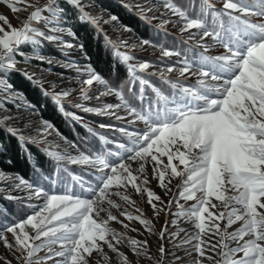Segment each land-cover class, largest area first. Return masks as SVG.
<instances>
[{
  "label": "snow or ice",
  "instance_id": "6c2138e0",
  "mask_svg": "<svg viewBox=\"0 0 264 264\" xmlns=\"http://www.w3.org/2000/svg\"><path fill=\"white\" fill-rule=\"evenodd\" d=\"M18 2L24 7L11 5V11L20 12L27 8L33 10L20 28L12 26L6 16L0 15V21L8 28L5 30V27H0V75L16 71V56L25 55L21 47L23 45L37 47L44 41H57L66 47H74L62 39L61 34L65 32L73 36L75 34L62 23L64 9L58 6L59 0H46L42 6L39 0ZM66 2L77 9L81 21L99 27L100 21L87 11L89 6L82 0ZM165 7L183 20L182 32L197 29L201 41L205 37H211L226 52L210 57L193 48V59L185 58L178 63L183 65L179 68L181 75L198 74L197 85L184 87L173 83L172 94L164 96L157 92L155 103L147 100L143 91L149 82L140 79L141 90L137 99L148 106H142L139 111L93 69L75 68L78 74L85 76L81 80L80 89L83 99H90L83 85L91 87L94 82L105 85V90L98 93L97 98L101 95H117L130 115L145 122L147 130L135 134L132 147L120 145L124 154L118 155L113 161L102 160L99 156L95 160L88 156L74 160L65 153L71 163H86L93 168L96 165L103 166L102 169H97V187L92 188L90 183L87 185L91 189L90 195L96 197L95 200L82 199L67 191L49 195L22 178L9 177L17 188L23 186L31 190L29 198L44 201L38 209H33V214L0 230V242L20 264H47V261H52L53 264H90L94 252L100 256L96 264H108L109 256L103 250L104 244L116 253L123 264H128L127 257L116 247L124 239L123 235L108 227V221L117 220V217L108 212L107 220L101 219L100 213L106 210L100 206V201L107 199L108 204L113 205L109 197L115 194L121 195L126 202L135 204L127 195L111 193L114 185L118 188L131 185L138 193H147L149 204L158 214L162 209L157 208L153 200L159 202L161 197L145 187L147 177L143 181L139 180V175L145 173L144 165L149 158L153 163V178L159 181L160 187L170 190L165 183L167 173H170V177H182L183 182L178 186L182 189L180 197L185 201H197L187 209L180 205V211L174 213L190 220L198 230L177 246L191 245L192 250L203 258L194 260V264H204V260L212 261L213 264H264V23L248 19L250 16L264 17V0H228L224 8L231 11L204 10L192 17L168 0ZM151 10V7H147L142 8L141 12ZM232 12H239L240 15H233ZM225 16L227 19H224ZM109 19L117 18L112 16ZM33 22L42 24L43 27L33 26ZM170 54L172 52H164L166 56ZM37 58L41 63H52L43 56ZM122 59L132 61L134 57L125 54ZM149 66L147 62L129 66L132 74L130 91L139 79L135 75L136 71L146 70ZM67 67H72V64ZM173 70L174 67L167 68L169 72ZM71 91L70 88L64 89L57 97H68ZM213 94L216 98H212ZM12 102L16 103L15 100ZM0 103H7V96ZM120 107L121 105L105 104L101 108L84 110L115 115V110ZM122 118L117 116V119ZM0 119L6 122L12 117L3 116ZM51 127L49 124L38 131L43 136ZM125 134L128 135L126 131ZM108 155L112 156L113 153L109 152ZM164 156L167 157V163L161 159ZM173 160L184 165L183 170H178L179 165L174 164ZM127 161L140 162L139 167L133 169ZM2 176L0 173V178ZM81 183H84L83 178ZM213 198L220 203H214ZM172 203L173 201H168L169 206ZM121 215L128 220H138L146 230H151V221L142 215L133 217L126 211ZM222 221L225 222L223 227L220 223ZM238 221L242 222L241 226L229 232L228 229ZM171 223L175 224L176 221ZM29 226L32 234L28 230ZM124 227L127 228L128 225L125 224ZM165 231L167 226L161 232V239L164 238ZM5 233H11V241ZM172 235L177 236L179 233ZM192 241L196 243L193 244ZM233 242L236 245L234 247L231 246ZM129 243L136 255L146 254L147 241L130 239ZM41 251L45 254L38 256ZM164 251L161 245L159 252L163 255ZM209 252L220 258L215 259L213 255H208ZM237 253H243L242 257L237 259ZM57 257L61 259H56ZM0 259L4 260V264H12L6 257ZM176 259L179 260L180 257L177 256ZM156 264H162V260H157Z\"/></svg>",
  "mask_w": 264,
  "mask_h": 264
},
{
  "label": "rangeland",
  "instance_id": "374dc122",
  "mask_svg": "<svg viewBox=\"0 0 264 264\" xmlns=\"http://www.w3.org/2000/svg\"><path fill=\"white\" fill-rule=\"evenodd\" d=\"M62 1L66 0H59V7H61L60 3ZM119 1L128 6L132 11L138 13L142 19H145L155 29L163 31V33L168 34L167 36L169 37H174L179 42V44L183 45V47L180 49H176L167 47L165 48L163 46L160 47L156 43L150 41V43L145 44L143 43L144 41L139 39V37L134 32L122 26L117 20H110L109 17L112 16L95 5L93 1L82 0L84 4L89 6L87 11L96 16L100 21L99 28L108 38L110 44L116 48L117 53L122 55V57L125 54L134 57L132 61H125L128 66L131 64H139L141 62H147L150 65L142 72H145L152 77L157 76V79H159V84L149 83L144 87L143 91L147 100H150L153 103H155L157 100V92L164 96H170L173 92V83H179L184 87L197 85L199 79L198 74L193 75L184 73L181 75L179 68H181L183 65L178 63L185 58L190 60L193 59L195 56V53L192 51L193 48H195L198 52H203L205 55L210 57L222 55L226 52V49L222 45L216 43L211 37H205L201 41L197 29H191L189 31L182 32L181 29L184 22L178 14H174L170 8L165 7L166 0ZM211 1L212 8L208 6L210 11H231L225 10L224 8V5L226 2H228V0ZM45 2L46 0H39V4L41 6ZM168 2L171 3L169 0ZM235 2H238V0H235ZM11 5L22 8L24 7V5L20 4L18 0H0V15L6 16L12 26L20 28L22 26V22L30 15L33 9L27 8L24 11L13 12L11 11ZM147 7H151L152 10L142 13L141 9ZM232 14L240 15L239 12H232ZM189 17L192 16L190 15ZM210 19L211 17H209V21ZM224 19H227V17L225 16ZM248 19L252 20L253 22L264 23V17L250 16ZM104 21H107V23ZM165 21H167V23H165ZM62 23L66 28H70L68 26V20L64 11L62 14ZM33 26L43 27L42 24H36L35 22H33ZM0 27H5V30H8L3 21H0ZM61 35L63 41L74 45V47H66L57 41H44L42 45L37 47H34L31 44L23 45L21 47L25 55L23 57L19 55L16 56V71L21 72L25 77L38 85L45 94L50 95L57 103H68L70 106L81 111L82 113L91 114L105 119H111L114 123L110 124L109 127H100V125H95V122L87 121L85 119H82V122L89 127L102 128L105 130L107 129L118 132L123 135L122 138L113 141L111 143L112 146L109 147L110 149H107L106 151H95L94 153L89 154L81 151L75 146V144L59 134L50 123L43 120L39 111L32 104L28 103L20 93L13 89L7 80V72L0 75V100H3L5 96H7V103H0V117L10 116L12 119H9L6 122L3 119H0V121L6 125L9 130H12L14 133H16V136L19 138L22 137L20 139L38 145L48 156V158L56 165H63L72 170L83 171V173L76 172L75 174H72V177L69 176V179H71L75 189L71 186H67L66 184L65 187L60 188L59 184L55 185L56 183L44 185L46 187L41 186V184L37 182L27 183L33 184L36 187L43 189L44 192L48 193L49 195H59L67 191L69 193H74L76 196H79L82 199L91 198L95 200L96 197L90 195L91 189L88 188L87 185L90 183L92 188L97 187V177L99 175L97 169H102L103 166L96 165V167L93 168L92 165L86 163H71L65 157V153L69 154L74 160H79L81 156H88L89 159L95 160L96 156H99L102 160L113 161L117 159L118 155L124 154L123 149L120 148V145H123L125 148L132 147V141L135 134L145 132L147 130V126L143 120L136 118L135 115L129 114L128 110L123 107L122 101L117 95H101L99 98H97L98 93L105 90V85H102L98 82H94L91 87L83 85V87L87 89V94L90 97L88 100L83 99L80 89L81 80L84 79L85 76L83 74H78L75 71V68L80 67L81 69H85L90 67L87 63V57L80 47L81 45L77 42L75 35L73 36L67 32ZM200 45L204 46L202 47ZM165 51L172 52V54L166 56L164 55ZM175 53H179V55H176ZM38 56H43L46 60H51L52 63H41V61L37 58ZM150 57L161 60V63H153L150 60ZM68 64H72V67H67ZM168 67H174V70L169 72L167 71ZM137 71L140 70L138 69ZM26 73L28 75H26ZM30 75L31 78H29ZM140 79L143 78L140 77L139 80ZM68 88L72 90L68 97H57V94ZM140 90L141 86L138 92L132 93V100L130 98L127 99L126 94L120 92L124 100L135 106L138 111L142 106L145 108L148 106L147 103H142L137 99L138 95L140 94ZM212 98H216L214 94ZM13 100L16 101L15 104L12 102ZM105 104L121 105V107L115 110V115L103 114L98 111L84 110L85 108H101ZM77 105L80 106L77 107ZM117 116L123 118L117 119ZM49 124L52 127L48 129L42 136L38 129L45 128L46 125ZM122 129L125 130L128 135L125 134V131H121ZM181 151H183L182 148ZM109 152L113 153V155L109 156ZM58 157L65 158L58 159ZM161 159L167 163L166 156L161 157ZM127 162L131 163L133 169H137L140 163L132 161ZM173 163L179 165L178 160H173ZM144 166L145 173L143 175L137 174L139 175V180L143 181V179L147 177L148 183L145 185V187L152 190L156 195L161 197V201L158 202L153 200V202L157 204V208L162 210L159 211L158 214L154 212L153 208L148 202L146 192L142 191L138 193L131 185H129L127 188H118L115 185L112 186L111 193L119 192L123 195H127L131 201H135V204H130L122 199L121 195L115 194H112L109 197L113 201V205L108 204L107 199L100 201V206L106 210L105 212L100 213V218L107 220L108 212L116 216L117 220L108 221V227L114 232L122 234L124 237V239L119 244H116V247L127 257L128 264H156L157 260H162V264H194V260L203 259L198 256L197 252L192 250L191 245L177 247L181 244L182 240L187 238V236H190L198 231L190 220L183 216L174 215V213L180 211V205L187 209L197 203L196 200L185 201L182 197H180L179 193L182 189L178 186L182 184L183 178L170 177V173H167L165 183L168 184V189L170 190H166L165 188L160 187L159 181L157 179L153 178V163L150 161V158ZM183 168L184 165H179L178 170H183ZM0 173L3 174L2 178H0V197L10 202L22 205L20 206V215L13 216L10 220L1 219L0 230H3L7 225L14 224L15 222L25 218L26 215L33 214V209H38L39 206L44 203V201L35 197L29 198V192L31 190L23 186L17 188L13 180H9V177L16 178L19 176L5 173L1 170ZM169 177L170 183L168 182ZM81 178H83L84 183H81ZM57 186L59 189H56ZM197 195L199 196V193H197ZM168 201H173L171 206L168 205ZM213 202L217 204L220 203L219 201H215L214 198ZM114 205H119V207ZM125 211L130 212L133 217L142 215L144 218L150 220L151 230H146L145 226L142 225L138 220H128L125 216L121 215V213ZM173 220L176 221L175 224L171 223ZM121 221L123 223H121ZM220 223L221 227H223L225 222L222 221ZM241 223L242 222L240 221L236 222L228 229V231H235L241 226ZM125 224L128 225L127 228L124 227ZM166 226L167 231L164 232V238L161 239V232L164 231ZM180 229H184V231H180ZM28 230L30 231V234H32L30 226ZM173 233H179V235L173 236ZM5 234L11 241V233ZM109 238L111 239V237ZM208 238L209 237H204V239ZM130 239L137 241H147L146 254L136 255L129 243ZM245 239H247V237H245ZM37 243H39V241H37ZM113 243H115V241H113ZM192 243L195 244L196 241H192ZM161 245H163L165 249L163 255L159 252V247ZM231 246H236L235 242H233ZM55 247L58 248V246ZM103 250L109 256L108 264H123L116 253L108 249L106 244L103 245ZM44 254L45 252L41 251L37 255L43 256ZM208 255H213L215 259L220 258L211 252H209ZM242 255L243 253H237L236 258L239 259L242 257ZM177 256L180 257L179 260L176 259ZM0 257H6L8 260L12 261V264H20V261L13 257L12 252L7 250L2 242H0ZM56 259L61 258L57 257ZM98 259H100L99 254L94 252L92 258H90V264H96V260ZM0 264H4V260L0 259ZM47 264H53V262L47 261ZM101 264H103V262H101ZM204 264H213V262L204 260Z\"/></svg>",
  "mask_w": 264,
  "mask_h": 264
},
{
  "label": "trees",
  "instance_id": "16d2710c",
  "mask_svg": "<svg viewBox=\"0 0 264 264\" xmlns=\"http://www.w3.org/2000/svg\"><path fill=\"white\" fill-rule=\"evenodd\" d=\"M91 1L111 16H115L122 26L134 32L139 39L156 43L165 48L180 49L183 47L174 37H169L163 31L155 29L138 13L119 0ZM169 1L189 16L209 10L203 0ZM60 6L64 9L68 26L75 34L77 42L83 46L82 50L87 57L88 65L102 79L106 80L109 86L126 94L127 99L132 100V93H136L140 89L139 79L136 80L135 87H132L130 91L132 74L129 72L127 63L123 61L122 55L117 53L116 48L110 44L99 27L79 19L80 14L75 7L66 1H62ZM156 59L150 57L153 63H161V60ZM135 75L149 83L159 84L157 77H152L145 72L136 71ZM7 80L15 91L39 111L43 120L50 123L59 134L75 144L81 151L88 154L95 151H106L110 149L113 141L121 139L123 136L118 132L87 126L82 122V119L95 122V125H100V127L104 124L109 126L114 122L109 118L82 113L68 103H57L19 71L7 72ZM12 133L13 131H9V128L0 121L1 171L15 174L26 182H37L41 186L56 183L55 185L59 184L60 188L65 187L66 184L75 189L69 176L72 177V174L76 172L83 173L82 170H72L67 166L56 165L38 145L22 140ZM56 189H59L58 186ZM20 206L22 205L0 197V221L1 219L10 220L13 216L20 215Z\"/></svg>",
  "mask_w": 264,
  "mask_h": 264
}]
</instances>
